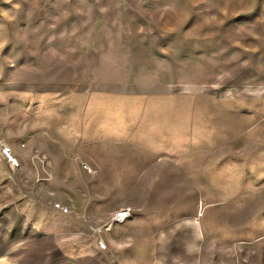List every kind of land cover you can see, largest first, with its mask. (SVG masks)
<instances>
[{"label":"rangeland","instance_id":"obj_1","mask_svg":"<svg viewBox=\"0 0 264 264\" xmlns=\"http://www.w3.org/2000/svg\"><path fill=\"white\" fill-rule=\"evenodd\" d=\"M0 139V264H264V0H0Z\"/></svg>","mask_w":264,"mask_h":264},{"label":"built area","instance_id":"obj_2","mask_svg":"<svg viewBox=\"0 0 264 264\" xmlns=\"http://www.w3.org/2000/svg\"><path fill=\"white\" fill-rule=\"evenodd\" d=\"M0 154L8 161L9 166L12 169H15L20 166V162L18 158L14 156L11 146L5 143L2 139H0ZM86 167L88 168V166ZM131 214H132V210L129 207L121 208L118 211H115L112 217L110 227L113 224L123 223L126 219H128L131 216ZM100 245L101 247H106V244L103 240L100 243Z\"/></svg>","mask_w":264,"mask_h":264}]
</instances>
